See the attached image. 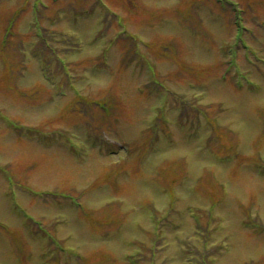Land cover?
<instances>
[{
	"label": "rangeland",
	"instance_id": "1",
	"mask_svg": "<svg viewBox=\"0 0 264 264\" xmlns=\"http://www.w3.org/2000/svg\"><path fill=\"white\" fill-rule=\"evenodd\" d=\"M227 1L0 0V264H264V0Z\"/></svg>",
	"mask_w": 264,
	"mask_h": 264
},
{
	"label": "trees",
	"instance_id": "2",
	"mask_svg": "<svg viewBox=\"0 0 264 264\" xmlns=\"http://www.w3.org/2000/svg\"><path fill=\"white\" fill-rule=\"evenodd\" d=\"M59 57H62V56H59Z\"/></svg>",
	"mask_w": 264,
	"mask_h": 264
},
{
	"label": "bare ground",
	"instance_id": "3",
	"mask_svg": "<svg viewBox=\"0 0 264 264\" xmlns=\"http://www.w3.org/2000/svg\"><path fill=\"white\" fill-rule=\"evenodd\" d=\"M68 63V62H67Z\"/></svg>",
	"mask_w": 264,
	"mask_h": 264
}]
</instances>
